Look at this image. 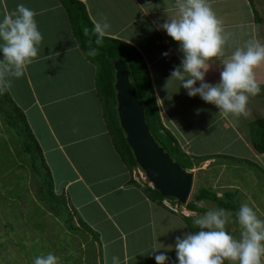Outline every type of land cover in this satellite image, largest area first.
I'll return each instance as SVG.
<instances>
[{"label":"rangeland","instance_id":"obj_1","mask_svg":"<svg viewBox=\"0 0 264 264\" xmlns=\"http://www.w3.org/2000/svg\"><path fill=\"white\" fill-rule=\"evenodd\" d=\"M209 2L215 13L223 11V15L217 18L223 21V25L228 23L227 30H232L231 38L239 39L231 44L226 40L224 51H229V55L236 48H242L249 39L264 42V0H256V13L262 20L261 25L256 27V35H252L254 30L248 31L249 26L244 19L237 17L241 13L245 14L240 10L236 12L237 7L243 8L242 0ZM246 22L249 23L247 18ZM38 30L43 41L37 46V58L27 67L25 74L17 79L12 75L11 66L0 63V80L9 98L24 114V123L36 139L52 178L53 192L63 195L66 200L70 195L74 201L73 195L78 188L84 190V185L95 195L103 189H115L118 181L120 183L115 168L123 169V165L112 148L102 118L94 85L96 69L81 54H75L78 52L68 51L66 41L64 45L61 42L58 46L51 43L49 49H46L55 35L47 34L43 27ZM146 35L141 39L140 46L144 50L147 67L151 69L155 61L156 65L150 73L155 70L154 75L161 77L160 80L154 79V85L158 97L164 96L163 106L167 108V113L163 116L160 110L164 125L187 154L197 157L217 155L213 160L191 170L194 174L193 186L187 202L193 200L200 188L215 193L218 198L226 192L231 194L232 200L224 201L233 207L224 208L226 212L232 213V216L226 217V230L238 238L241 230L235 214L241 204L247 203L264 220V173L260 171L264 169V155L257 154L250 142L251 122L264 114V83H260L261 91L258 95L249 97L248 108L251 114L241 117L243 123L234 125L229 118L219 119L214 105L205 103L199 96L190 98L178 81L166 83L177 63L162 54L167 52L169 55L172 51L167 50L164 42H160L154 30ZM224 35L228 37L225 32ZM133 37L134 33L129 29L121 35V40L133 42L137 38ZM152 38L156 40L152 42ZM157 39L161 44L157 43ZM169 41L180 47L170 38ZM68 43L74 45L75 41ZM153 55L157 57L155 60L150 58ZM3 60L0 52V62ZM165 99L174 102L170 101L167 105ZM3 110L0 108V264H33L36 256L48 253L57 256L59 264H84L82 260L90 250L82 246L84 242L78 232L71 233L67 229L64 224L66 211L59 210L63 214L60 219L54 216L55 212L49 209V204L42 201L44 195L40 190L46 186L40 173L44 175V171L39 170L38 174L34 172V162L28 158L30 154L21 151L27 140L26 131L21 132L24 126L17 123L15 129L11 128L2 116ZM224 124L228 126L227 129ZM35 166L39 168L40 160ZM133 173L136 182L144 180L140 169H134ZM84 199L86 192L83 191L78 200ZM165 205L172 208L167 202ZM198 206L203 211L193 213L199 215L210 209L222 208L212 200L201 201ZM151 207L154 214V223L150 221L154 233L151 242L154 241V244L140 254L146 255L143 264H147V260H152L148 264H156L150 253L153 249L155 256L159 249L158 255L168 257L165 264H178L174 251L176 239L179 235L183 239L196 230L192 223L195 217L188 215L191 212L185 205L172 208L175 211L174 217L166 216L163 210L159 212L155 206ZM182 216L189 217L188 222ZM164 218H167L165 222L162 221ZM160 223L161 231L157 229ZM61 226L65 232L61 231ZM172 239L174 241H167ZM67 246L75 247L74 250L69 248V257Z\"/></svg>","mask_w":264,"mask_h":264},{"label":"clouds","instance_id":"obj_2","mask_svg":"<svg viewBox=\"0 0 264 264\" xmlns=\"http://www.w3.org/2000/svg\"><path fill=\"white\" fill-rule=\"evenodd\" d=\"M176 8L177 14L160 27L180 46L183 59L171 71L166 83L180 82L190 98L199 96L205 103L214 105L222 118L249 116V97L261 91L257 70L264 67V42L247 40L242 48H236L223 60L219 83H205L210 62L225 55L227 38L223 22L217 18L209 0H176ZM36 15L24 4H18L0 20V52L4 58L0 63L11 66L12 75L17 79L37 58V46L43 41ZM110 27L104 16L94 23L92 31L97 36V45L102 43ZM95 54L94 49L88 52V55ZM162 55L167 57L168 53ZM188 215L195 217L192 223L196 230L183 239H176L174 251L178 264H264V220L247 203L241 204L235 214L241 230L238 238L226 230V217L232 216L231 212L216 208L202 215L193 212ZM117 259L112 257L113 264ZM167 260L164 254L155 256L156 264H165ZM33 264H59V259L48 253L36 256Z\"/></svg>","mask_w":264,"mask_h":264},{"label":"crops","instance_id":"obj_3","mask_svg":"<svg viewBox=\"0 0 264 264\" xmlns=\"http://www.w3.org/2000/svg\"><path fill=\"white\" fill-rule=\"evenodd\" d=\"M79 1L83 3L87 14L93 24L96 21L100 20L101 16L107 18V21L111 25V27L105 36L121 39V35L124 33V31L130 29V31L134 33L133 38H137L133 42L131 40L125 42L132 45L141 54L147 66L148 63L145 59L146 56L144 54V50H142L140 46V41L144 36H147V32L151 33L152 30L156 32V35L159 36V39L161 40L160 41L159 39H157V43L161 44L162 42H164L168 48H165V50L167 49L172 51V54H169L167 57H170V60L173 63H177V67L179 66L180 61L183 59V55L179 51L177 45H173L169 41L166 32H164L160 27L163 23L170 20L177 14L178 9L176 8V0ZM18 4H24L26 7L32 9L37 13V15L35 16V20L38 28L43 27V30L46 31L47 34L53 33L55 35L52 41L47 45L46 49H49V47L52 45L51 43H56V45L58 46L61 42H63L62 45H64V42L66 41V49L68 51L71 50L73 53L78 52L75 54L82 55L73 35L71 34L72 31L69 25L66 11L58 2V0H0V20L3 19L5 14L14 10ZM242 6L243 8L237 7L236 12L240 10L244 11L245 14L241 13L237 15V17H240V19H244L245 24L249 26L248 31L252 29V31L254 30L252 35H256V27L260 26V23L262 21L259 17L257 19L254 14L257 10L258 4L256 3V0H242ZM215 14L216 16L220 14L223 15V11L218 10V12ZM246 18L249 23L246 22ZM223 26L224 32L228 34V37L227 35H225L228 43L231 44L236 40L239 41V39L231 38L230 33H232V30H227V22ZM154 40H156V38H152V42ZM68 42H73L74 45ZM224 52V57L215 59L210 62V69L205 75V83H219L220 72L223 70V60L230 57V55L228 54L229 51ZM173 54L175 57H173ZM78 55L76 56L79 57ZM150 58H152V60H155L157 57L153 55ZM154 62L151 69L150 66L147 67L149 72L153 71L154 65H156L154 64ZM154 72L150 73L152 84L155 89L158 104L160 103L159 107H161L160 110L162 112V115H165L167 113V108H164L163 106L164 96L163 98L158 97L159 94L157 93L154 85V79L160 80L161 77H158L157 74L154 75ZM257 79L259 83H264V67H261L257 70ZM196 87H199V82L196 84ZM165 101L168 105L169 102L172 101V99H165ZM214 111L219 113V110L216 107H214ZM217 117L219 119H223L219 115ZM229 119L234 125L243 123L244 120L241 117H229ZM224 127L225 129H227L228 126L224 124ZM120 162L122 163L121 160ZM122 165L123 169H120L118 167L115 168V172L120 178V183L118 181L115 189H103L99 191L97 195H95L92 190H90V188L84 185V190H80L78 188L75 196L73 195L74 201L71 199L70 195L66 200L68 208L74 214L72 216L74 230L70 231L71 233L72 231L78 232L80 234V239H82L84 242L82 246H84L85 250H90L87 254L85 253L86 257L84 261L82 260V263L84 262V264H113V256H116L118 258L115 264H139L140 262L143 264L145 262L144 257L146 255L141 256L140 254L143 253L146 248H148L149 246L151 247L154 244V241L151 242L152 237L154 236V233L152 232V226L150 224V221L152 223L154 220V214L151 206H155L156 208H158L157 210H160L159 212L164 211L166 216L174 217L173 215H175L151 202L138 186H136L135 184H130L129 181L134 174V170L130 174L125 165L123 163ZM124 172L126 173V176ZM80 178L81 177H79V179ZM83 191L86 192V199L78 200V196L82 194ZM166 220L167 218H164L162 221L165 222ZM80 222L84 223L90 228V230L96 233L97 239H94L88 233L83 231L80 228ZM160 225L161 223L157 228L159 231H161ZM78 229H80L81 231H78ZM178 237L180 238L181 236L179 235ZM167 241L172 242L174 241V239H172L171 241ZM80 243L82 242L80 241ZM67 248L66 251L68 252L69 257L71 254L69 248H72V250H74L75 247L72 246L68 249ZM158 250L159 249L156 250L157 255ZM150 253H152L151 257L155 259L154 249ZM147 261L149 263V261L152 260Z\"/></svg>","mask_w":264,"mask_h":264},{"label":"trees","instance_id":"obj_4","mask_svg":"<svg viewBox=\"0 0 264 264\" xmlns=\"http://www.w3.org/2000/svg\"><path fill=\"white\" fill-rule=\"evenodd\" d=\"M58 2L66 11L72 35L78 45L79 50L81 51L84 58L96 69L94 85L96 96L100 102L102 118L104 120L107 133L110 137L112 147L130 174L134 169L138 168V166L134 160L130 148L126 143L124 133L120 128L117 118L114 90L115 71L113 68V62L118 59L123 60L127 65L130 83L134 86L136 95L144 107L145 121L148 125L151 135L154 137L155 141L161 147H163L165 152H167L169 156L181 166L182 169L191 171L193 167H199L206 161L213 160L214 156H217L205 155L197 157L194 155H189L183 151L173 133L170 132V130L164 125V121H162L150 72L141 54L132 45L121 39L108 36H104L102 38V43L97 45L95 43L97 36L92 31L94 24L90 20L83 3H81L79 0H58ZM254 14L258 19V14L256 12ZM85 29H87V31H85ZM91 49L95 50V55H88V52ZM0 108L4 109L2 111V116L11 128L15 129L17 123L23 124L24 128L21 129V132L26 131L25 137H27V140L24 144V148L21 151L30 154L28 158L34 162L33 170L36 174L39 173V170H41V172L44 171V175L40 173V178L42 179L44 186H46L44 189L40 190V193L44 195V197H42V201L49 204V209L54 211V216L58 218L63 215L59 210H65L67 218L65 217L64 224L69 231L72 230V216L74 214L68 208L64 196L54 194L52 178L36 139L30 132L27 124L24 123V114L9 98L8 91L2 84L1 80ZM17 133L19 134V132ZM20 140L22 141L23 138H20ZM250 142L257 154L264 155V117L257 118L251 122ZM15 148H17V146H15ZM227 157L228 156H223L222 158ZM39 160L40 166L39 168H36L35 164ZM260 171L264 173V169H260ZM129 183L138 186L151 202L174 214L175 211H173L172 208L176 207L175 199L162 197L159 192L150 186L146 181L140 180V182H136L131 177ZM230 197L231 194L226 192L222 197L218 198L215 193L209 192L205 188H200L194 195L193 200L185 204V208L190 212H202L203 209L198 206V203L201 201L203 202L211 200L219 203L223 209L233 208L231 203L227 204L224 202L227 199L232 200ZM165 202L171 205L172 208L167 207ZM56 205H59V207ZM57 208L58 211L56 210ZM188 218L189 217L182 216V219L185 222H188ZM80 224V228L83 231L88 233L94 239L96 238V233L90 230V228L84 223L80 222ZM55 226L57 227V224ZM60 228L62 229L63 227L61 226ZM57 230H59L58 227ZM61 231L64 230L62 229Z\"/></svg>","mask_w":264,"mask_h":264},{"label":"water","instance_id":"obj_5","mask_svg":"<svg viewBox=\"0 0 264 264\" xmlns=\"http://www.w3.org/2000/svg\"><path fill=\"white\" fill-rule=\"evenodd\" d=\"M113 68L117 118L143 181L162 197L175 199L177 208L185 205L193 186V172L182 169L151 135L126 63L118 59Z\"/></svg>","mask_w":264,"mask_h":264}]
</instances>
